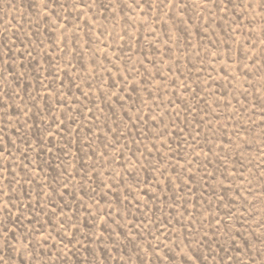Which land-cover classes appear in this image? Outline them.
<instances>
[{"label": "rangeland", "instance_id": "obj_1", "mask_svg": "<svg viewBox=\"0 0 264 264\" xmlns=\"http://www.w3.org/2000/svg\"><path fill=\"white\" fill-rule=\"evenodd\" d=\"M159 2L0 0V207L41 264L264 260V0Z\"/></svg>", "mask_w": 264, "mask_h": 264}, {"label": "snow or ice", "instance_id": "obj_2", "mask_svg": "<svg viewBox=\"0 0 264 264\" xmlns=\"http://www.w3.org/2000/svg\"><path fill=\"white\" fill-rule=\"evenodd\" d=\"M126 2V0H125ZM153 3H156V0H152ZM176 2V0H167V3H165V0H160L159 4L156 6L163 9V7H172L173 4ZM195 2V0H193ZM208 2H211L213 4L216 3V0H208ZM40 5L43 9L48 8V0H39ZM96 3V0H91V4H87L86 7H91ZM133 3L139 4L140 0H133ZM225 8H227V4H225ZM138 71V69H137ZM110 87H114V85H110ZM135 90V89H134ZM98 119V117H96ZM2 190H0V196H2ZM7 204H11L12 200L9 199ZM0 212L4 213L3 216H0V251H4L7 249H12L15 252V255L20 258V264H41L40 258L44 255V252L41 251L42 245L37 246V243L34 242L33 237H38L39 240H43L44 244H47L48 238L52 235L51 232L47 234V236L42 235L44 232L43 227L36 230H29V233H19L15 235L9 236V233L14 232L17 225H22V220H17L16 224L13 225V227H9V223L11 222L12 217V209L4 206L0 207ZM23 215V213H21ZM91 215V213H90ZM54 231H59L60 229H64V234L67 235V232L72 229H79V222L75 220L74 217H66V219L59 220V228L55 224H52L51 220L48 222ZM264 227V225H261ZM131 231V230H130ZM140 233H135V235L132 237V241L135 242V239L137 236H139ZM163 235V233H161ZM251 235L257 236L258 239L261 240L262 243H264V232L262 233H255L252 232ZM159 239V237H157ZM240 239L244 241L243 247L247 251L249 250V246L252 243V241L247 240L243 235L241 234ZM23 240V243L17 244L13 243V241H21ZM230 244V246L233 249H237L238 246L235 243V239L233 236L229 234V239L226 241ZM197 243H199L197 241ZM31 245V247H29ZM163 241L160 242V244L156 245V247L149 249V252L151 253L149 255V259H152L153 256L156 257L157 261L160 262L163 260L162 257H159L158 250L163 251ZM136 247H139V244H136ZM221 250H224L221 248ZM71 251V250H69ZM79 251V250H78ZM262 256H264V250L261 251ZM64 255H68V253H64ZM177 255H180L185 258L187 262L191 261L193 258V254L186 252L184 249H181ZM165 256H168V259L171 261L172 256L168 255V252H165ZM250 259L254 261L255 264V257L249 256ZM87 259V257H85ZM207 259V257H205ZM9 261L12 262V264H15V261L11 258H5V256L0 255V262L2 264H9ZM141 264H144L143 259L141 260ZM180 264H183L182 261H180ZM233 264H242V261L240 259H234ZM261 264H264V260L261 261Z\"/></svg>", "mask_w": 264, "mask_h": 264}]
</instances>
